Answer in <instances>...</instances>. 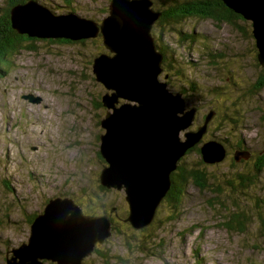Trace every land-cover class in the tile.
Wrapping results in <instances>:
<instances>
[{
	"label": "rangeland",
	"instance_id": "1",
	"mask_svg": "<svg viewBox=\"0 0 264 264\" xmlns=\"http://www.w3.org/2000/svg\"><path fill=\"white\" fill-rule=\"evenodd\" d=\"M9 1L0 0L1 13ZM37 1L55 15L73 12L97 23L109 14L111 2L73 0L68 6L64 0ZM152 1L157 9L170 5V0ZM250 24L190 19L174 29L153 25L155 41L173 66L178 60L181 69L164 70L160 80L166 82L165 73L173 74L169 89L181 93L188 108L198 107L192 129L215 110L204 142L217 140L228 152L223 161L203 166L197 151L185 156L188 167L200 166L207 174L208 188L200 190L190 184L174 213L162 201L156 214L162 225L156 223L146 250L137 248L135 242L146 234L124 221L129 211L124 191L100 188V174L106 166L99 153L105 132L101 120L108 112L102 97L108 91L96 80L93 60L109 53L102 38L37 39L10 57L7 73H0V264H6L7 255L28 241L30 220L55 197L75 198L87 215L90 207L103 208L113 219L111 237L97 245L108 253L109 264H264L260 221L264 217V169L258 178L254 175L258 156L264 157V88L253 89L264 70L256 60ZM192 32L198 35L194 45L182 35ZM216 87L222 93L211 94ZM183 88L184 93L180 92ZM29 95L40 101L31 102L25 97ZM240 143L242 149L237 146ZM240 149L251 155L245 163H234V153ZM237 173L245 174L246 184L254 180L245 188L247 197L240 198L226 183L238 184ZM240 212L246 214L244 226H227ZM95 251L84 263L106 264Z\"/></svg>",
	"mask_w": 264,
	"mask_h": 264
},
{
	"label": "water",
	"instance_id": "2",
	"mask_svg": "<svg viewBox=\"0 0 264 264\" xmlns=\"http://www.w3.org/2000/svg\"><path fill=\"white\" fill-rule=\"evenodd\" d=\"M221 1L251 22L257 59L264 67V0ZM160 16L152 0H111L109 14L101 23L73 12L55 15L37 0L10 10L12 28L30 39L102 38L109 53L93 60L96 80L108 91L102 97L108 112L101 120L105 132L99 152L106 166L100 184L124 191L129 207L126 220L136 230L153 223L180 159L200 143L215 115L210 111L192 131L197 107L188 108L182 94L172 92L160 80L163 55L152 34ZM25 97L40 101L32 95ZM200 151L206 164L227 156L226 146L217 140L204 142ZM240 157L248 159L250 153L236 152L235 160ZM112 227L107 215H87L73 198H52L33 220L28 241L7 255L6 264H83L97 245L111 237Z\"/></svg>",
	"mask_w": 264,
	"mask_h": 264
},
{
	"label": "trees",
	"instance_id": "3",
	"mask_svg": "<svg viewBox=\"0 0 264 264\" xmlns=\"http://www.w3.org/2000/svg\"><path fill=\"white\" fill-rule=\"evenodd\" d=\"M26 1L28 0H10L8 2L7 8L2 13L0 12V73L2 75L7 73L8 63H9L8 59L10 57L20 52L22 50V47L25 48L26 43L37 41L36 39H30L25 35H19L12 28V25H11V20H10L11 8L17 4L24 3ZM64 2L67 3L68 6L69 5L72 6L71 4L73 0H64ZM154 9L161 13V16L159 17V19L156 21L155 24L162 25L160 27H168V29H172V28L174 29L177 24H184L187 20H190V19L212 20L213 22H216L219 25L223 23L233 24L237 20H242L244 22H248L249 24L251 23L249 21L244 20L242 16L234 13L232 10L227 8L226 5L221 0H170V5L168 7L159 8V9L154 8ZM249 27H252V24H250ZM177 31L178 33H180L179 30ZM248 32H249V36L251 38H254L252 34V30L249 29ZM182 35H184L186 39L187 37H190V39H187V40H189V42H191L192 45H194L195 37L198 38V35H196L193 32L188 33L187 34L188 36H186L185 34H182ZM57 41L69 42L66 40H57ZM156 46H157V49L163 55L164 70L168 72H172L171 70H174L177 68L176 71L180 72L181 69L178 68L179 66L178 60H177V65L173 66L172 63L170 62L169 57L167 56L166 50L162 47V45L156 42ZM167 46L165 48L167 49L169 53L173 55V52ZM31 47L32 46L30 45L29 48ZM254 48L257 50L256 45ZM257 55H258V50H257ZM210 57L213 58V55L210 54ZM256 60H257L258 66L262 67V69L264 70V67L261 66V64L258 62L257 56H256ZM213 63L216 64V61L214 60ZM165 75H166L165 77L166 83L168 85H171L169 82V79L171 78V75L173 76V74L167 75V73H165ZM191 84L193 85V83ZM191 88L194 89L193 86ZM263 88H264V72L262 73L261 77H258L255 80L253 84V89L256 91H261ZM211 91H212L211 94L213 95H219L220 93H222L219 87L213 88V90ZM180 92L184 93V88L181 89ZM211 111H215V110H211ZM242 144L243 143H240V145L238 144L237 146L240 147L242 146ZM193 151H197L198 153L201 154L200 147L197 145L189 149L187 153L180 159L177 169L171 175L172 185H171V188L168 194L166 195L163 201L170 204V207L172 208V210H174L173 213L179 210L178 208L181 205V201L184 200L186 196L187 188L189 187L190 184H194L200 190H204L208 188V176L204 172V170L200 168V166H203V163H204L203 159L200 161L199 163L200 166L198 167H190V166L188 167L184 161L185 156L192 153ZM239 152H242V150ZM233 162L234 163L237 162L235 158L233 159ZM240 162L245 163L246 161L240 160L239 163ZM254 168H255L254 175L257 176L258 178L260 175V172H262L264 169V157H262L261 155L258 156L257 163L254 164ZM236 178L237 180H239L238 184H235V183L232 184L231 181H228L226 183L229 185L230 188L236 190L239 193L238 196L240 198L247 197L245 188L246 187L249 188L248 184H250L254 180L252 181V178H251L247 181L248 184H246L245 174H241V173H237ZM100 188L104 190L105 192L110 191L109 189L103 187L102 185L100 186ZM74 200L75 202L77 201L75 198ZM88 209H89L87 212L88 215H92V216H98L101 214L107 215L111 219L112 224L116 225L113 222V219L107 214L105 210H103V208L95 210L90 207ZM110 212H113V211L111 210ZM36 216L37 215H34L32 217V219L30 220L31 223L33 222ZM116 217L122 219V217L119 216V214H117ZM245 218H246V214L244 212L236 213L232 217L231 221L227 223V226L234 227L233 223H236L237 225L243 227ZM126 219H127V215L125 216V219H124L125 222L127 221ZM260 221L263 226L262 233H264V217L263 216L260 217ZM157 222H159V224L162 225V221L158 219V216L155 217L151 225L147 226L146 228L138 230L142 234H146V236L144 238H140L135 241L138 243V246H139L137 248H140L142 250L147 249V247H145L144 245L146 246L148 245V242L150 241L151 236L155 233L154 227ZM114 227H112L113 230H114ZM95 252L98 255L105 258V262L108 260L109 258L108 253H105L102 250H99L98 247L96 248ZM106 264H109L108 261L106 262Z\"/></svg>",
	"mask_w": 264,
	"mask_h": 264
},
{
	"label": "flooded vegetation",
	"instance_id": "4",
	"mask_svg": "<svg viewBox=\"0 0 264 264\" xmlns=\"http://www.w3.org/2000/svg\"><path fill=\"white\" fill-rule=\"evenodd\" d=\"M102 105H103V104H102ZM198 111H199V109H198V107H197V114H198ZM196 119H197V115H196ZM204 121H205V118H204ZM204 121H203V123H204ZM211 121H212V120H211ZM211 121H210V123H209V125H208L207 132H206V133H208L209 127H210V125L212 124ZM203 123H202V124H203ZM195 124H196V120H195ZM202 124H197L198 126H196L195 129H192V128H191V130H192V131H196V130L198 129V127H199L200 125H202ZM201 141H202V143L204 142V136H203V139H202ZM201 141H200V143H201ZM200 143H198V144H196V145L198 146ZM196 145H195V146H196ZM238 147H239V146H238ZM239 148L242 149L243 147L240 146ZM241 149H240L239 151H241ZM245 150H246V149H245ZM227 152H228V149H227ZM99 153H100V152H99ZM102 159H103V158H102ZM103 160H104V159H103ZM240 160H245V159L242 158V159H240ZM104 161H105V160H104ZM105 163H106V162H105ZM109 190H112V189H109Z\"/></svg>",
	"mask_w": 264,
	"mask_h": 264
},
{
	"label": "clouds",
	"instance_id": "5",
	"mask_svg": "<svg viewBox=\"0 0 264 264\" xmlns=\"http://www.w3.org/2000/svg\"><path fill=\"white\" fill-rule=\"evenodd\" d=\"M224 145H225V144H224ZM225 146H226V145H225ZM226 148H227V147H226ZM242 151H247V150H242ZM238 152H239V151H238ZM235 153H236V151H235ZM235 153H234V154H235ZM250 155H251V154H250Z\"/></svg>",
	"mask_w": 264,
	"mask_h": 264
}]
</instances>
